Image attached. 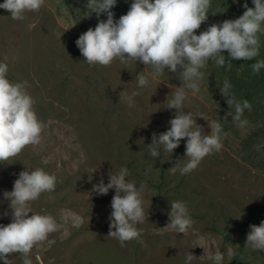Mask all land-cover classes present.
Returning a JSON list of instances; mask_svg holds the SVG:
<instances>
[{
	"label": "rangeland",
	"instance_id": "obj_1",
	"mask_svg": "<svg viewBox=\"0 0 264 264\" xmlns=\"http://www.w3.org/2000/svg\"><path fill=\"white\" fill-rule=\"evenodd\" d=\"M86 3L44 0L38 11L27 12L23 19H12L0 9V61L9 66L10 81L28 82L43 122L38 145H28L0 164V224L12 221L3 193L12 190L22 170L42 168L57 177L55 190L42 193L30 207L53 216L59 227L31 250L32 264H185L189 251L194 255L190 264H214L209 255L215 251H223L222 264H264V250L246 246L250 225L264 220V68L256 74L250 67L264 58V34L258 57L233 59L228 67L209 59L202 69L201 93L185 89L182 110L194 113L204 134L211 131L207 120L218 119L225 135L222 148L205 156L195 169L172 173L168 169L185 158L187 138L172 153L156 158L147 145L153 133L170 127L176 109L167 108L166 100L183 82L167 70L152 80L151 67L140 61L117 59L108 66H90L75 41L107 16L86 13ZM131 3L118 0L112 8L114 18L126 14ZM244 3L210 0L208 19L196 33L238 18L246 10ZM247 4L254 7L252 0ZM222 53L230 60L227 50ZM141 71L150 80L143 88L135 80ZM225 80L231 94L251 104L243 113L250 124L247 134L229 114L220 91ZM133 91L138 94L130 107L120 100V93ZM121 166L129 169L127 179L146 186L145 219L137 225L140 239L126 241L123 247L108 236L115 189L102 195L92 191L101 179L108 183L110 172ZM173 200L189 208L192 225L185 234L165 227ZM6 255L11 264H23L21 253Z\"/></svg>",
	"mask_w": 264,
	"mask_h": 264
},
{
	"label": "clouds",
	"instance_id": "obj_2",
	"mask_svg": "<svg viewBox=\"0 0 264 264\" xmlns=\"http://www.w3.org/2000/svg\"><path fill=\"white\" fill-rule=\"evenodd\" d=\"M118 0H87L86 13L98 17L106 13L94 28L83 32L75 41L86 62L92 65L108 66L114 60L122 63L142 62L150 66L151 79L162 77L166 70L175 72L183 82L167 97V108H175V115L168 121L170 127L159 134L153 133L152 143L147 145L151 157L162 153H172L182 138L185 141V161L174 164L168 171L186 174L195 169L202 159L222 148L225 135L218 119L207 120L210 133L204 134L202 126L194 119V113L184 111L186 90L201 93L200 82L205 73L203 68L209 59L218 66H230L233 59L253 60L260 54V35L264 34V0H252L254 7H248L247 0L242 15L235 19H225L221 23L210 24L206 30L196 33L202 22L207 21L210 0H132L126 14L114 18L112 8ZM44 0H2L0 9L10 13L12 19H23L30 11H38ZM88 16V15H85ZM228 51V58L222 53ZM243 66V65H242ZM241 66V67H242ZM253 73L264 68V58L256 59L250 65ZM9 66L0 61V164L8 162L28 145H38L41 141L43 122L35 110V100L27 89V81L12 82L8 78ZM139 88L150 84L149 77L139 72L135 77ZM231 85L225 80L220 89L230 107L232 121L247 134L250 124L243 116L245 109H251L247 99L238 100L229 92ZM121 93H124L122 91ZM130 107L138 94L121 95ZM197 117V116H196ZM260 146L257 145L259 150ZM163 161V157H162ZM129 169L121 166L109 181L103 179L93 185L92 191L98 195L115 189L111 201L108 236L118 239L120 245L126 241L139 240L142 229L137 225L145 219L144 194L146 186L127 179ZM57 177L42 168L22 170L13 183L11 191H5L9 201L12 221L0 224V261L11 264L10 253H21L23 264H32L29 253L45 241L49 234L59 227L49 214L33 212L32 201L42 193L55 190ZM169 222L165 227L176 233H186L192 225L189 208L180 200L170 201ZM29 213H32L29 215ZM8 215L6 211L3 213ZM246 246L253 250H264V220L259 225L251 224ZM194 255L189 251L185 264H190ZM214 264H222L223 251L209 255Z\"/></svg>",
	"mask_w": 264,
	"mask_h": 264
},
{
	"label": "trees",
	"instance_id": "obj_3",
	"mask_svg": "<svg viewBox=\"0 0 264 264\" xmlns=\"http://www.w3.org/2000/svg\"><path fill=\"white\" fill-rule=\"evenodd\" d=\"M162 176H164V174H162Z\"/></svg>",
	"mask_w": 264,
	"mask_h": 264
}]
</instances>
